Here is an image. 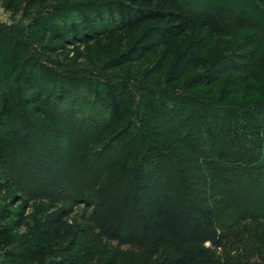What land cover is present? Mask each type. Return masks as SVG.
Wrapping results in <instances>:
<instances>
[{
    "label": "trees",
    "instance_id": "1",
    "mask_svg": "<svg viewBox=\"0 0 264 264\" xmlns=\"http://www.w3.org/2000/svg\"><path fill=\"white\" fill-rule=\"evenodd\" d=\"M253 1L262 19L224 3L191 8L182 0H0V7L27 17L42 38L48 34L70 65L82 60L110 70L149 63L169 83L183 81V89L200 87L206 97L226 101L239 94L226 86L264 74V0ZM19 46L0 31V200H10V190L20 189L16 181L24 186L40 177L30 173L15 179L17 155L27 157L30 151L26 132L38 130L73 142L65 174L57 178L54 169L37 168L47 185L68 180L73 201L91 207L96 237L116 246L110 264L122 256L123 246L133 251L125 264H264V102L246 99L245 104V96L226 108L209 97L198 100L196 92L190 97L161 90L153 99L148 90L138 108L163 128L151 140L148 124L143 129L142 122L127 117L111 83L103 86L105 118L95 123L77 121L69 108L58 105L73 95L69 89L48 101L39 87L54 71L38 62L37 70L22 69L21 62L31 57ZM6 65L9 69L1 70ZM228 72L237 74L225 76ZM74 81L92 86L91 80ZM16 83L25 98H19ZM17 122L25 127L16 128ZM84 122L79 138L72 125ZM134 131L138 142L125 141ZM107 151L115 154L109 157ZM48 204L49 212L20 240L14 233L20 212L0 207V264H106L104 252L81 262L75 251L82 230L68 225L70 210Z\"/></svg>",
    "mask_w": 264,
    "mask_h": 264
},
{
    "label": "rangeland",
    "instance_id": "2",
    "mask_svg": "<svg viewBox=\"0 0 264 264\" xmlns=\"http://www.w3.org/2000/svg\"><path fill=\"white\" fill-rule=\"evenodd\" d=\"M182 1L191 8H196L206 3H224L235 9H247L254 17L262 19L261 13L258 10L259 8L256 2L253 0ZM28 25L29 22L27 17H22L19 15L13 16L0 7V31L19 40L21 46L18 47V51H20L23 56L30 55L32 58L26 60L24 63L21 62L20 67L22 69L31 67L33 70H37V66L42 65L45 66L47 70H53L55 73L49 72L44 77L43 81L40 82L39 88L44 90V97L47 98L48 101L53 94H59L60 90L62 93H64L62 88L69 89L71 92H74L70 97L74 101L72 100L70 102V98L65 100V97L63 99L64 101L61 100L58 105H60L62 110H68L69 108L70 113H74L75 116H78L76 118L77 121H80V119H87L88 122L93 120L95 123L96 120L105 118L103 117L105 116L103 111L100 110V105L106 99V92L103 87L106 83H111L112 85H115L116 88H118L115 93L123 99V108L124 110L129 111L127 114L128 118H131L133 121L138 123L142 122L143 129H145V126H147L146 123L148 124V130L151 133L149 138L151 140H156L158 137L155 135L156 132L157 134L158 132H162L163 128L153 120H148L146 117H144L142 115V110H139L138 108V100H140L143 95L149 94L147 93L148 90L152 91L151 96H154L153 99H157L155 95L159 93L156 92L165 90L167 92L185 93L190 97H192V93L196 92L198 93V100L202 102H206L208 100L207 98L209 96L206 97L203 92L206 89H201L200 87L193 88L191 90H187L185 88L183 89V81L180 83H169V79L162 75V71L155 69L154 66L151 67V65H148L149 63H128L119 69L110 70L101 69L100 66H93L89 63L81 62L82 60H80L75 65H70L67 63V60L64 59L61 49H56L55 46H51V41L48 34L46 35L47 38L44 39L42 38V30H40V28H29ZM47 44L50 45V47L47 46ZM53 48H55V50ZM80 48L82 49L81 46ZM67 49H71V45H68L66 50ZM52 50H54V52ZM69 56H72V53H70ZM259 59L260 54L257 55V60ZM35 62L40 64L34 67ZM4 69H9V65L1 67V70ZM253 70L256 72L258 71V68L253 67ZM51 73H53V75ZM235 74L237 73L228 72L225 76L230 77L234 76ZM260 78H264V74L262 77L255 76L254 78L246 75L245 80H243L242 83H238L236 86H226V90H228V92L239 90V94L235 91V93H232V95H230V97H228L229 99L226 101H220L211 97L209 98L214 99L213 103L215 105L226 108H234L232 101H235L234 99L236 98H240L239 101L241 102L243 99L242 97L245 96H247V98H244L243 101L245 104H248L246 99H249L248 102H252V99H256L253 100L255 103L264 102V80ZM74 79L85 81L91 80L92 86L87 89L85 83L79 84L76 81L73 82ZM221 81H224V79ZM16 87L18 89L17 94L19 98H25L27 95L25 89H22V85L20 83H16ZM33 91L35 90L33 89ZM169 104L171 106L173 103L169 102ZM21 106L23 107V104H21ZM91 106H93V111H91ZM44 108L47 111L51 110V107L45 105V103ZM185 110L191 109L188 107ZM68 126L71 125L68 124ZM80 126V124L72 125V127H74L75 131L78 133L77 137L82 138L84 137L83 133L85 132L84 128L86 123L81 126V130L78 132ZM15 127L23 128L25 125H23L21 122H17ZM61 129L66 130L63 127H61ZM20 132L25 133L26 131L20 130ZM135 132L136 131H134L132 134H136ZM26 133L28 134L26 135V140L29 141L28 146H30V151L26 155L27 157L22 156V154L17 155L16 162L19 167L17 169L18 173H15V179L17 180L18 176L21 174L24 177L30 173L40 177L34 179L32 178V182L27 183L24 186L23 182L16 181L20 189H15L14 191H12V189L10 190L12 192L10 200L2 198L0 200V207L8 205V208H11L12 211L18 210L21 214V221L19 223H15L14 225V233L17 240L26 238L30 234L31 229L33 228L34 220H36L39 216L45 215L47 212H49L45 208H49L48 202L51 201L56 204V208L70 210L66 217L68 225L79 227L82 230V242L75 251L80 256L81 262L83 261V263H85L86 261H91L95 259L96 253L104 252V254L106 253L108 255V257L105 258V263L110 264L111 252L116 246L112 242L107 243L104 239L96 237V230L90 218L91 207H88L80 201H73L74 199L69 196L72 193V188L68 180L60 181L57 184L47 185L48 183H46V179L44 178L45 173L37 168L38 165L52 168L55 170L54 175H57V178L61 174H65V168H70V159L72 158L70 156V151L72 148H74L73 142L64 139L62 141V139L58 136L57 138H54L49 134H42L38 130L30 129L27 130ZM89 133L91 134L92 132ZM129 136L125 137L124 140H132L134 144L138 142V134L134 135L133 137L130 136V139ZM164 138H167V136H164ZM31 142L33 144H31L32 146L30 145ZM118 144L119 142L115 143V146ZM105 154H108L109 157H113L115 153L107 151ZM13 218H17V216ZM118 250L121 251L122 256H118L115 259V264H125L122 262H128L133 251L126 246L120 247Z\"/></svg>",
    "mask_w": 264,
    "mask_h": 264
}]
</instances>
